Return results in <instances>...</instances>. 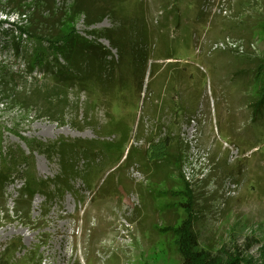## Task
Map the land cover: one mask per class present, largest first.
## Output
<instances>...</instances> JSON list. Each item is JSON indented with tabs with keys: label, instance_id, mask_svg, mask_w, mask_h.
Instances as JSON below:
<instances>
[{
	"label": "rangeland",
	"instance_id": "rangeland-1",
	"mask_svg": "<svg viewBox=\"0 0 264 264\" xmlns=\"http://www.w3.org/2000/svg\"><path fill=\"white\" fill-rule=\"evenodd\" d=\"M94 1L91 28L126 45L112 80L104 91L85 85L91 92L71 94L64 126L36 118L39 110L23 108L19 99L3 100L2 144L28 151L18 133L42 142L105 133L116 142L125 132V142L93 189L76 181L84 202L66 193L34 225L0 219V251L17 237L40 255L39 264H177L175 229L185 221L201 247L264 264V110L253 116L252 76L264 57V0ZM27 2L33 12H0V20L44 33L70 21L82 35L89 29L74 0ZM98 41L118 57L107 37ZM17 66L22 60L1 49L0 75ZM87 116V123H75ZM33 158L31 175L58 172L55 159ZM19 183L7 187L10 209ZM42 200L34 197L35 220Z\"/></svg>",
	"mask_w": 264,
	"mask_h": 264
},
{
	"label": "trees",
	"instance_id": "trees-1",
	"mask_svg": "<svg viewBox=\"0 0 264 264\" xmlns=\"http://www.w3.org/2000/svg\"><path fill=\"white\" fill-rule=\"evenodd\" d=\"M27 1L5 0L2 3L3 0H0V12L6 16L12 14H17L18 17L25 16L27 12L36 9L34 3L30 5ZM74 1L75 14L83 15L85 25L89 28L85 30L84 35L77 31L73 21L57 30L50 29L49 33H44L32 24L23 25L16 20L12 22L0 20V50L12 51L15 60H22L24 64L23 68L17 66L14 70L1 68L3 74L0 75V103H3V100L19 99L23 108L39 110L36 118L46 117L59 126H64L67 109L72 102L71 94L91 92L85 85L105 90L116 72L120 59L127 55L126 45L121 46L124 39L114 38L111 34L104 35L118 52V57L113 58L112 52L98 41L104 36L95 28H91L96 22L94 19L96 14L93 13L91 6L94 0ZM4 24H8L9 27L3 28ZM260 60L256 70L252 71L257 93V99L253 103L254 117L259 111L264 110V57ZM19 89L21 93L18 92ZM81 105L82 101L78 98L75 102L78 111L81 110ZM89 119L88 116L82 117L75 123L79 126L87 123ZM8 131L15 132L11 129ZM110 134L115 135V132L112 131ZM17 136L28 151L22 149L20 145L4 146L3 132L0 131V219H9L12 216L23 225L45 221L53 201L59 200L66 193L73 195L79 203L84 202L75 187L76 181L81 179L88 189H93L96 185L94 177L107 170L125 142V132H120V140L116 142L108 141L105 133L89 140L60 137L48 142L30 140L19 133ZM35 153L46 154L50 159H55L58 172L53 177L39 178L31 175L29 169ZM118 161L119 159L114 164ZM171 163L176 165L177 159L173 158ZM18 179L20 183L10 209L8 200L11 196L7 187ZM36 195L43 198L37 220L32 218V203ZM175 231L180 255L177 264H253L252 257L241 255L239 252L229 253L225 249L210 250L201 247L190 223L181 221L180 227ZM25 250L21 239L11 238L2 246L0 264L40 263V255L37 252Z\"/></svg>",
	"mask_w": 264,
	"mask_h": 264
}]
</instances>
